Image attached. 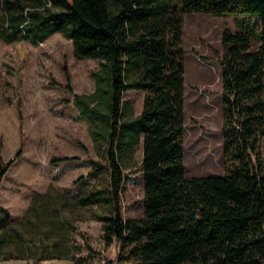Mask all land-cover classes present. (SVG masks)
Segmentation results:
<instances>
[{"label":"trees","instance_id":"obj_1","mask_svg":"<svg viewBox=\"0 0 264 264\" xmlns=\"http://www.w3.org/2000/svg\"><path fill=\"white\" fill-rule=\"evenodd\" d=\"M195 13L256 20L222 32L219 177L186 173L185 17ZM55 34L78 61L100 63L95 92L74 94L101 150L89 173L97 184L75 197L35 196L19 222L0 207V261L87 262L75 240L85 210L106 246L120 245V264H264V0H0L5 44L36 46ZM132 91L145 93L140 114L124 99ZM141 146L145 215L126 220L120 195ZM14 162L0 157V189Z\"/></svg>","mask_w":264,"mask_h":264},{"label":"rangeland","instance_id":"obj_2","mask_svg":"<svg viewBox=\"0 0 264 264\" xmlns=\"http://www.w3.org/2000/svg\"><path fill=\"white\" fill-rule=\"evenodd\" d=\"M256 22L248 14L212 15L195 13L185 17L186 138L185 165L188 177L223 176L222 32L248 30ZM257 30V29H256ZM259 30V29H258ZM259 42L253 39V48ZM96 60L78 61L73 44L61 34L45 43L5 44L0 39V157L15 162L2 180L0 207L16 222L28 212L35 196L56 189L75 197L96 183L89 176L91 161H102L101 150L91 134L92 124L74 105L75 96L96 90L92 72ZM70 74L71 86L67 74ZM145 93L132 91L125 101L140 114ZM264 157V139L261 141ZM20 154L19 157L17 155ZM143 147L136 165L126 171L121 197L124 219H143ZM107 175L100 180L106 183ZM85 220L77 223L78 258L83 264H120V245L107 247L102 224L82 210ZM48 264H75L69 260Z\"/></svg>","mask_w":264,"mask_h":264},{"label":"crops","instance_id":"obj_3","mask_svg":"<svg viewBox=\"0 0 264 264\" xmlns=\"http://www.w3.org/2000/svg\"><path fill=\"white\" fill-rule=\"evenodd\" d=\"M0 264H35V262L32 260H30V261L29 260H12V261H8V262H1L0 261ZM41 264H48V262H44Z\"/></svg>","mask_w":264,"mask_h":264}]
</instances>
